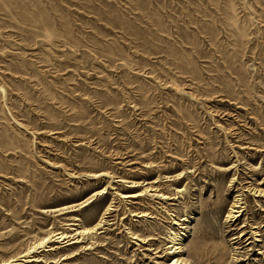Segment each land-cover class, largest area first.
Returning a JSON list of instances; mask_svg holds the SVG:
<instances>
[{"label":"rangeland","instance_id":"374dc122","mask_svg":"<svg viewBox=\"0 0 264 264\" xmlns=\"http://www.w3.org/2000/svg\"><path fill=\"white\" fill-rule=\"evenodd\" d=\"M260 191L264 0H0V263L264 264Z\"/></svg>","mask_w":264,"mask_h":264},{"label":"bare ground","instance_id":"6f19581e","mask_svg":"<svg viewBox=\"0 0 264 264\" xmlns=\"http://www.w3.org/2000/svg\"><path fill=\"white\" fill-rule=\"evenodd\" d=\"M148 189H150V192H157V190H158L155 186H150V187H148ZM104 193H105V191H101L100 195H103ZM260 194H263V196H264V191H260ZM96 195H97V194H95L94 197H95ZM122 195H123L122 198H126V199H129V198H130V199H139V198H141V197L144 196L143 192L133 193V194H122ZM159 195H161V194H159ZM161 198H162V199H165V200H166V199H167V200H171V199H172L171 197H168V196H166V195H161ZM239 204H240V202H239ZM239 204L236 203V204L233 205V207L230 209V212H229V214H228V216H227V223H228V224H229L230 222H233V221L235 222V220H237V219H235V218L239 216L238 213L243 212V210H237V209L240 208ZM110 210H111V208L109 207V208L107 209V211L105 212V214L102 216L100 222H98L94 227L86 228V229L82 230V231L79 233V235L82 234L83 236H87V235H89V234H93L96 230H98L99 228H101L102 223H103L104 219L107 218L106 216H107V214H108V211H110ZM237 215H238V216H237ZM138 216L146 217V216H150V215L147 214V213H142V214H140V215H138ZM184 221H186V219H184ZM175 224H176V223H175ZM254 228H256V227H254ZM173 234H174V233H173ZM255 234H257V236H260V235H258V234H259L258 232H255ZM243 236H244V234L241 233V235H240L238 238H243ZM134 237H135V236H134ZM53 238H55V240H53V242H56V241H57L58 243H62V242H64V243H69L70 245L80 243V238L77 239V240H74V241H70L71 236H70V235H67V234H65V233H58V234H56V235L54 234ZM238 238L236 237V238H233V239H238ZM82 239H84V238H82ZM135 239H138V237H135ZM50 240H51V239L45 238V239H43V241H41L38 245H39V246H42V245L48 243ZM71 240H72V239H71ZM180 240H181V239H179V237H178L176 234H175V235H172V243H174V244H173L172 247H170L171 252H170L169 254H175L179 249H181V248L178 247V246L180 245V243H178V241H180ZM66 241H67V242H66ZM258 241H259V240H258ZM81 242H82V241H81ZM177 247H178V248H177ZM173 249H174V252H172ZM33 252H34V247H30L29 250L23 254V257H29V255L32 254ZM178 253H180V251H179ZM29 258H30V257H29ZM30 260H32V259H30ZM35 261L38 262L39 260H37L36 258H33L32 261H28V262H35ZM0 264H9V262H3V263H0ZM171 264H182V260H181V258L174 259V260L172 261Z\"/></svg>","mask_w":264,"mask_h":264}]
</instances>
